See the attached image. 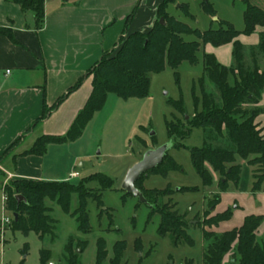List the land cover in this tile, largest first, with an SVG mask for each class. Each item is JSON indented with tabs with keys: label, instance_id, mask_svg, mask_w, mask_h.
Segmentation results:
<instances>
[{
	"label": "trees",
	"instance_id": "obj_1",
	"mask_svg": "<svg viewBox=\"0 0 264 264\" xmlns=\"http://www.w3.org/2000/svg\"><path fill=\"white\" fill-rule=\"evenodd\" d=\"M21 6L24 12H32L35 18V27L40 30L45 23V0H6ZM245 29L239 32L229 22L218 20V29H209L201 32L191 28L188 24L177 20L168 12L170 5L177 0H164L158 7V18L152 29L148 32H134L122 37L115 49L103 55L98 64L87 75L92 76L93 90L86 106L79 112L71 128L65 135H44L36 140L34 145L24 155L43 156L51 144H65L78 140L83 134L94 115L106 105L108 95L115 94L123 100L131 98H147L150 90V75L161 73L166 67L178 69L183 62L191 65L198 63V53L203 49V75L193 87L194 115L182 126L167 124L170 137L179 135L182 139L190 137L196 128L203 129L205 142L202 147L190 148L193 166L205 187L213 185V172L220 175L218 188L220 193L226 192L232 182L238 184L242 173V165L238 158L247 160L253 170V192H264V135L260 125L256 123L259 114L263 112L258 105L264 95V68L260 66L259 57L264 55V32L259 35V43L248 50L239 41V36L254 34L257 27L264 26V10L253 5V0H244ZM202 8L210 16L215 17L216 11L208 2L202 3ZM180 9L187 17H192L187 4H181ZM132 16L129 17V20ZM163 19L165 25L160 23ZM0 35L13 40L10 28L0 26ZM186 36H194L195 40L187 41ZM233 44V64L228 67L221 64L215 55L206 53L205 46L211 44L220 47ZM251 63L247 62V52ZM179 77V73H175ZM84 77L72 86L67 94L60 97L50 110L45 107L43 116L29 129V132L44 121L51 110L57 108L65 99L82 85ZM213 85L214 90L208 91L206 83ZM196 85L201 95L195 93ZM180 112H184L181 101L171 102ZM15 142L0 159L9 155L20 143ZM180 147H185L182 144ZM180 170L179 164L166 154L164 161L155 169L143 175L136 183L147 201L155 203L153 213H159L161 223L159 233L162 236L172 234L174 244L184 240L193 244L188 236L189 223L186 216L181 215L168 204H162L167 196H172L171 187L165 189L148 190L140 186V182L152 174L167 176L170 171ZM99 180L104 189L113 186V181L104 175L96 174L81 180L79 184L62 181H29L18 180L7 183L3 190L7 195L6 211L11 215L18 214L13 220L12 229L25 235L34 232L43 241L47 237L55 239V220L50 215L51 208L46 200L55 202L65 214L75 218L80 232L89 234L88 203L93 199L102 203V194L86 187L91 180ZM198 187L181 188L179 191H198ZM17 195H22L27 202L18 204ZM77 196V206L72 212L73 196ZM221 196L217 194L210 207L214 210L220 203ZM233 212L227 210L211 216L206 212L198 225L203 232L205 249L203 264H264V245L256 236V231L262 225L264 216H247L239 228L216 233L211 228L232 218ZM209 228V230H208ZM0 221V237H1ZM73 239H70L65 248L68 264H78L73 252ZM83 252L88 245L82 242ZM125 242L119 241L113 246L114 259L111 264H119L123 258ZM27 253L25 247L24 254ZM108 255L106 240L97 241L96 264H102ZM231 258L225 262L226 257ZM48 253L42 249L40 253L41 264H48ZM187 260L184 264H192Z\"/></svg>",
	"mask_w": 264,
	"mask_h": 264
},
{
	"label": "rangeland",
	"instance_id": "obj_2",
	"mask_svg": "<svg viewBox=\"0 0 264 264\" xmlns=\"http://www.w3.org/2000/svg\"><path fill=\"white\" fill-rule=\"evenodd\" d=\"M204 1L213 6L215 17L203 10ZM251 3L264 10V0H253ZM180 4L188 5L192 17L184 14ZM171 8V15L177 20L201 32L218 29V20L229 22L239 32L245 29L244 0H179ZM242 35L240 42L247 50L257 45L254 43L259 39V31L249 36ZM185 38L187 41L195 40L194 36ZM247 62L251 63L249 51ZM259 63L264 68V55L259 57ZM203 67L202 49L198 53L196 65L183 62L176 70L167 66L163 72L151 74L147 98L123 100L115 94H109L105 107L94 115L81 137L75 143L67 145L63 151L68 157H80L75 167L82 175L70 183L79 184L82 179L96 174L104 175L113 181V186L109 189H104L99 180L93 179L86 183L87 188L102 194L101 205L93 199L88 203L91 232H80L75 218L65 214L60 206L47 199L46 204L51 208L50 215L56 222L55 239L49 236L41 241L34 232L25 235L13 230L11 225L7 226L0 237V264H41L42 249L47 250L48 264H68L65 248L70 239L74 240L73 252L78 264H96L97 241L100 238L106 240L108 250L107 258L102 264H111L114 259L113 246L119 241L125 242L123 258L119 264H184L187 260H193L192 264H203L205 242L202 229L197 225L199 220H203L206 212L214 216L227 210L235 212L236 206L240 207L232 219L211 228L216 233L240 227L247 216H264V197L259 199L253 195H225L220 206L215 208V213L210 204L217 194L222 197L218 188L220 175L208 166L213 173L214 182L210 187L203 186L189 151L190 148L204 145L203 129H194L187 139H182L179 135L170 137L168 134L167 124L182 126L194 115L193 87L202 77ZM176 72L179 73L178 78ZM206 89L214 90L209 82L206 83ZM195 93L201 95L197 85ZM175 101L183 103L184 112L178 111L172 105L171 102ZM164 144L169 146L168 155L179 164L180 170L170 171L167 176L152 174L139 184L148 190L167 187L174 190V194L165 197L162 204H168V207H173L186 216L189 223L187 234L193 244L184 240L174 244L173 235L170 233L162 236L159 233L161 216L159 213H153L155 203L151 205L149 202H142L125 192L122 187L128 170L139 162L148 150ZM180 144L185 147L179 148ZM237 160L239 162L241 158ZM192 187H198L199 190L179 191L181 188ZM233 191L234 189L231 190L232 193ZM234 199L237 200L236 203ZM4 203V194L0 192V220L10 215L5 211ZM76 206L77 196L74 195L72 212ZM256 236L264 245V221L256 231ZM84 241H87L88 245L82 252L80 248L83 247ZM230 258L228 255L225 262Z\"/></svg>",
	"mask_w": 264,
	"mask_h": 264
},
{
	"label": "crops",
	"instance_id": "obj_3",
	"mask_svg": "<svg viewBox=\"0 0 264 264\" xmlns=\"http://www.w3.org/2000/svg\"><path fill=\"white\" fill-rule=\"evenodd\" d=\"M163 1L45 0V23L38 30L32 12L26 13L20 5L0 0V26L13 32V40L0 35V159L21 139L11 153L0 160V192L5 195L4 185L11 181L70 182L81 177L75 167L80 157H68L63 152L75 141L51 144L43 156L24 153L44 135L61 136L69 131L93 90V78L87 73L103 55L117 47L122 37L137 31H150ZM175 5L168 8L170 14ZM258 31L259 34L264 32V26L257 27L255 32ZM242 37L239 36V41ZM258 43L259 39L254 44ZM205 52L215 55L225 66L233 64L232 43L220 47L208 44ZM82 77L84 81L79 89L29 132L43 116L45 107L53 108ZM258 106L263 112L258 115L256 123L264 135V95ZM240 161L239 183L229 184L228 190L221 193L217 206L225 195L264 197V192L254 193L252 190L254 168L247 160ZM75 173L78 176H74ZM239 208L237 205L232 218Z\"/></svg>",
	"mask_w": 264,
	"mask_h": 264
},
{
	"label": "water",
	"instance_id": "obj_4",
	"mask_svg": "<svg viewBox=\"0 0 264 264\" xmlns=\"http://www.w3.org/2000/svg\"><path fill=\"white\" fill-rule=\"evenodd\" d=\"M160 23L165 25L163 19L160 20ZM186 118H188V116ZM168 150L169 146L167 144H164L156 149L148 150L144 154L143 158L128 170L122 185L124 191L137 197L140 201L147 203V199L142 191L137 188L136 183L143 175H146L149 171L155 169L163 163ZM16 200L18 204L21 202H27L26 198L22 195H17ZM13 217L17 220L18 214H13Z\"/></svg>",
	"mask_w": 264,
	"mask_h": 264
},
{
	"label": "built area",
	"instance_id": "obj_5",
	"mask_svg": "<svg viewBox=\"0 0 264 264\" xmlns=\"http://www.w3.org/2000/svg\"><path fill=\"white\" fill-rule=\"evenodd\" d=\"M74 176H78V173L73 174ZM8 198L7 195H4V202H5V210H6V202H7ZM14 217L13 215H9L8 217H4L1 221V233L4 234L6 227L10 226L13 223ZM52 264V263H49Z\"/></svg>",
	"mask_w": 264,
	"mask_h": 264
}]
</instances>
